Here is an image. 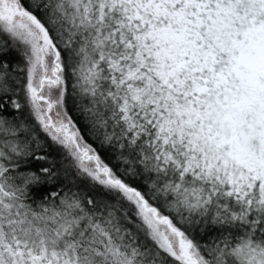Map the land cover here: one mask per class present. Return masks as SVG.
Listing matches in <instances>:
<instances>
[{
	"label": "snow or ice",
	"instance_id": "6c2138e0",
	"mask_svg": "<svg viewBox=\"0 0 264 264\" xmlns=\"http://www.w3.org/2000/svg\"><path fill=\"white\" fill-rule=\"evenodd\" d=\"M0 264H264V0H0Z\"/></svg>",
	"mask_w": 264,
	"mask_h": 264
}]
</instances>
